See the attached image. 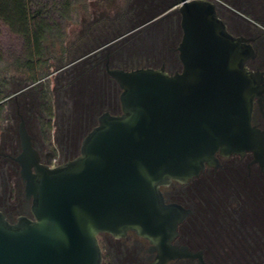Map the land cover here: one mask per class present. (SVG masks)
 Returning <instances> with one entry per match:
<instances>
[{"label": "flooded vegetation", "instance_id": "flooded-vegetation-1", "mask_svg": "<svg viewBox=\"0 0 264 264\" xmlns=\"http://www.w3.org/2000/svg\"><path fill=\"white\" fill-rule=\"evenodd\" d=\"M197 1L213 6L227 34L247 52L243 68L257 87L248 136L237 152L217 151L197 175L160 187L180 219L162 244L133 231L120 237L101 233V264H264V0ZM80 5L74 39L67 37L69 19L59 18L57 32L47 35L50 51L45 50L44 60V52L32 60L52 62L48 74L7 99L15 114L5 126L13 134L6 131L0 140V210L11 221L30 217L16 160L22 152L21 122L40 164L55 168L79 157L83 140L101 117L121 115L115 71H162L173 77L185 70L180 0H81ZM52 77L51 108L42 90Z\"/></svg>", "mask_w": 264, "mask_h": 264}, {"label": "water", "instance_id": "water-1", "mask_svg": "<svg viewBox=\"0 0 264 264\" xmlns=\"http://www.w3.org/2000/svg\"><path fill=\"white\" fill-rule=\"evenodd\" d=\"M180 2L185 70L173 77L115 71L121 115L101 117L79 157L55 168L40 164L21 122L16 160L30 217L11 221L0 210V264H101V233L133 231L162 244L180 219L160 187L186 181L217 151L235 153L244 144L257 93L243 68L247 52L212 5Z\"/></svg>", "mask_w": 264, "mask_h": 264}, {"label": "rangeland", "instance_id": "rangeland-1", "mask_svg": "<svg viewBox=\"0 0 264 264\" xmlns=\"http://www.w3.org/2000/svg\"><path fill=\"white\" fill-rule=\"evenodd\" d=\"M81 0H69V9L65 10L64 0H45L42 1L41 4L45 5V12L41 17H38L33 22V31L41 30L39 24L42 23L43 27L50 26L53 21L57 22L58 25L61 23L59 21L60 13L65 15L69 22L72 24V27L67 31L69 35L67 37L69 39H74L77 34L78 27L80 25L81 18ZM38 8V6H36ZM39 25V26H38ZM42 31V30H41ZM46 38L48 36H45ZM50 37L42 47L44 48V55L42 56L43 60L45 57V50L50 51L51 47L49 46ZM56 49V46L53 47ZM33 51V48L30 47L29 41L25 38V36L20 35L17 32L12 31L9 27L4 24H0V86L2 88H6L7 90L11 88V86L28 83L29 76H34L35 78H41L48 74V68L53 65L50 61H40V63L35 64L33 61L29 62L30 53ZM50 55H54L55 53H49ZM47 54V55H49ZM56 55V54H55ZM36 59V58H34ZM29 62L30 66L26 67L25 63ZM52 78H49L44 81V88L42 95L45 98L46 106L53 107L54 96L51 90L52 87ZM16 82V83H15ZM35 88V87H34ZM37 90V89H35ZM12 104L9 103L4 107L3 112V120L1 122V129H4L8 124V115L7 112L10 111L9 107ZM42 112L48 113L47 110H44L42 107ZM51 118L53 117V109H51ZM44 131V129H43ZM46 136V135H44ZM46 138V137H45ZM2 186L0 184V203L3 200L2 197Z\"/></svg>", "mask_w": 264, "mask_h": 264}, {"label": "trees", "instance_id": "trees-1", "mask_svg": "<svg viewBox=\"0 0 264 264\" xmlns=\"http://www.w3.org/2000/svg\"><path fill=\"white\" fill-rule=\"evenodd\" d=\"M42 1L45 0H0V24H4L9 27L12 31L19 33L22 36H25L27 41H29V45L33 48V51L30 53L29 62H31L34 58H40L44 52V48L42 45L48 40L50 33H56V27L58 23L53 21L51 23V27L48 25L43 27V24L40 23L39 29L41 30L33 31V22L41 17L45 12V5L41 4ZM65 10L69 9V0H64ZM38 6V8H36ZM65 18L66 16L60 13V18ZM38 25V26H39ZM29 62H26V67L29 66ZM28 83L25 85L18 84L12 85L10 89H4L0 86V124L3 118L4 107L8 105L10 102H7V99L10 98L15 92L21 90L25 86H29L30 84H34L39 78H35L34 76H29ZM29 84V85H28ZM36 89V87L34 88ZM12 104V103H11ZM10 111L7 112L8 119H10V115L15 114V108L12 105L9 107ZM8 131L10 135L13 134V130L8 127L1 129L0 125V140L5 132Z\"/></svg>", "mask_w": 264, "mask_h": 264}]
</instances>
